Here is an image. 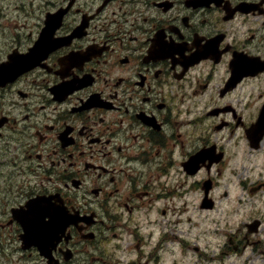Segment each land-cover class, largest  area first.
<instances>
[{
	"label": "flooded vegetation",
	"instance_id": "1",
	"mask_svg": "<svg viewBox=\"0 0 264 264\" xmlns=\"http://www.w3.org/2000/svg\"><path fill=\"white\" fill-rule=\"evenodd\" d=\"M65 9L0 84V264H264V0H41L0 63Z\"/></svg>",
	"mask_w": 264,
	"mask_h": 264
},
{
	"label": "rangeland",
	"instance_id": "2",
	"mask_svg": "<svg viewBox=\"0 0 264 264\" xmlns=\"http://www.w3.org/2000/svg\"><path fill=\"white\" fill-rule=\"evenodd\" d=\"M41 3V0H0V45L6 44L9 40L10 31L15 28L18 24H24L28 17L26 16L30 9H37ZM28 9V10H27ZM36 20L31 17L27 23L35 22ZM264 157V155H262ZM246 200V199H245ZM197 228V227H196ZM199 229V228H198ZM198 229L191 230L192 233H198ZM196 241L197 238H191ZM193 243V242H192ZM250 254V250L244 256L231 257L230 261L233 264H257V256H253L251 260L247 261V257ZM198 256L195 258L189 257V264H197Z\"/></svg>",
	"mask_w": 264,
	"mask_h": 264
},
{
	"label": "water",
	"instance_id": "3",
	"mask_svg": "<svg viewBox=\"0 0 264 264\" xmlns=\"http://www.w3.org/2000/svg\"><path fill=\"white\" fill-rule=\"evenodd\" d=\"M57 16L59 17V21L57 25H55L54 23V18H50L47 20L48 32H53L56 26L60 24L63 13L62 14L59 13L57 14ZM51 44L53 46V43ZM51 44L46 43L45 36H42L40 40L36 43L34 52H32V54H30L29 56L24 58H17L14 56L9 57L11 60L10 62H5L2 65H0V81L7 80L11 76L12 72H14V74H18L19 72H22L23 69L25 70L26 68L32 66L34 62H36L35 60L37 59L40 50H42L44 47L48 48L49 46H51ZM13 62L15 63L14 70L11 69V64H13ZM261 121L264 122V113L261 116ZM258 126H260V121L258 123Z\"/></svg>",
	"mask_w": 264,
	"mask_h": 264
},
{
	"label": "snow or ice",
	"instance_id": "4",
	"mask_svg": "<svg viewBox=\"0 0 264 264\" xmlns=\"http://www.w3.org/2000/svg\"><path fill=\"white\" fill-rule=\"evenodd\" d=\"M45 217H51V220H46ZM35 218L37 223L43 227H51L57 220L55 212L51 210L38 211Z\"/></svg>",
	"mask_w": 264,
	"mask_h": 264
}]
</instances>
